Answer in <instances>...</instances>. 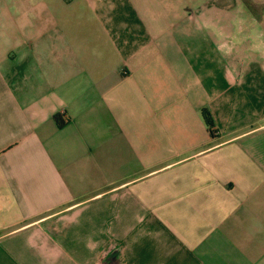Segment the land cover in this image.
Listing matches in <instances>:
<instances>
[{"label":"crops","instance_id":"obj_1","mask_svg":"<svg viewBox=\"0 0 264 264\" xmlns=\"http://www.w3.org/2000/svg\"><path fill=\"white\" fill-rule=\"evenodd\" d=\"M0 264H264V0H0Z\"/></svg>","mask_w":264,"mask_h":264},{"label":"trees","instance_id":"obj_2","mask_svg":"<svg viewBox=\"0 0 264 264\" xmlns=\"http://www.w3.org/2000/svg\"><path fill=\"white\" fill-rule=\"evenodd\" d=\"M203 116H204V119H205V121H206L208 127H209L210 129L213 128L214 126H213V120H212V118H211V115H210L208 112L204 111V112H203ZM55 119H56V122H57L58 126H59L60 128H63L64 125H65V123L63 122V120H62L60 117H56Z\"/></svg>","mask_w":264,"mask_h":264},{"label":"built area","instance_id":"obj_3","mask_svg":"<svg viewBox=\"0 0 264 264\" xmlns=\"http://www.w3.org/2000/svg\"><path fill=\"white\" fill-rule=\"evenodd\" d=\"M212 134H216V130L214 128H211Z\"/></svg>","mask_w":264,"mask_h":264}]
</instances>
